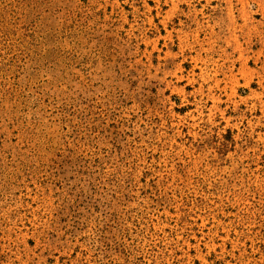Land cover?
I'll list each match as a JSON object with an SVG mask.
<instances>
[{"label": "rangeland", "instance_id": "1", "mask_svg": "<svg viewBox=\"0 0 264 264\" xmlns=\"http://www.w3.org/2000/svg\"><path fill=\"white\" fill-rule=\"evenodd\" d=\"M0 264H264V0H0Z\"/></svg>", "mask_w": 264, "mask_h": 264}]
</instances>
